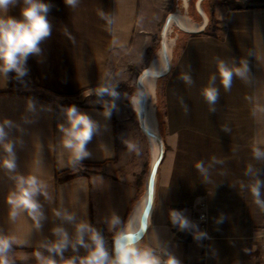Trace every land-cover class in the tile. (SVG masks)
Returning <instances> with one entry per match:
<instances>
[{"label":"crops","instance_id":"obj_1","mask_svg":"<svg viewBox=\"0 0 264 264\" xmlns=\"http://www.w3.org/2000/svg\"><path fill=\"white\" fill-rule=\"evenodd\" d=\"M168 1L78 0L69 7L64 0H44L52 5L51 35L41 43L40 54L29 56L25 76L10 73L0 79V124L11 121L5 130L16 164L14 170L0 164V235L13 242L11 264H46L49 258L59 264L62 257H85L93 244L91 232L83 234L88 248L79 243L81 223L102 235L111 255L114 238L140 193V176L134 179L128 173L121 149L127 134L122 104L119 90L110 88L130 83V66H148L170 13L161 5ZM21 7L22 0L6 14L19 18ZM219 19L215 31L185 35L163 80L166 155L152 226L143 243L157 254L167 251L179 264H260L264 203H255L251 188L259 179L264 201V156L253 155L255 147L264 151V0H230ZM221 61L229 68L247 66L243 77L233 76L227 90L218 72ZM210 86L218 90L211 104L203 94ZM106 88L109 92L98 94ZM9 89L19 93H4ZM71 105L98 126L87 144L90 156L80 163L108 166V171L63 175L73 164L62 147L59 125L66 124L64 109ZM106 110L110 115H104ZM6 156L0 146V160ZM17 175H34L42 185L36 197L39 226L22 209L15 220L10 218L7 198ZM173 211L188 222V244L176 239L183 229L173 224ZM202 212L205 221L199 218ZM114 217L120 221L115 226ZM58 228L69 239L62 257L46 248L61 239Z\"/></svg>","mask_w":264,"mask_h":264},{"label":"clouds","instance_id":"obj_2","mask_svg":"<svg viewBox=\"0 0 264 264\" xmlns=\"http://www.w3.org/2000/svg\"><path fill=\"white\" fill-rule=\"evenodd\" d=\"M20 0H0V79H7L10 73L23 77L27 74V60L31 55H38L41 52L40 45L51 35V23L48 20V13L52 5L45 3L44 0H22L23 7L20 10V17L7 15L9 6H15ZM69 7H75L78 0H64ZM247 71V66L241 64L240 67L229 68L223 61L218 63V72L221 83L227 90L230 88L233 76L243 77ZM184 79L189 81V77ZM215 80V77H212ZM190 82V81H189ZM109 92L107 88L98 92L103 94ZM204 96L211 104L218 99V90L215 87H207L204 89ZM114 96L115 93H112ZM66 124L59 125L62 133L61 144L64 150L70 155V163L75 165L80 163L84 158L90 156L87 150V144L91 141L93 135L97 131V123L86 113L81 112L75 105L68 106L64 109ZM105 116L110 115L108 110ZM6 126H11V121L5 120L0 124V146L6 152V158L0 160V164L8 170H14L15 154L13 144L7 140L8 133ZM129 149H133L135 145L129 144ZM253 155L256 158L264 156V151L259 147L253 149ZM197 169L203 171L202 164L196 165ZM15 190L11 192L7 198L8 204L11 206L10 218L15 220L18 215V209L27 211L28 214L37 222L39 226L40 205L36 200L37 195L43 190L39 179L34 175H17L15 178ZM261 181L255 180L252 185L251 192L257 205H261ZM71 220V216L66 217ZM173 224H178L181 229L188 226V222L178 211L171 213ZM120 223L118 218H113L111 224L113 226ZM77 231L81 238L79 243L85 248L83 234L91 232V241L93 247L88 254L79 260V264H179V261L167 251L162 250L157 254L156 250L150 246H141L140 241L133 240L129 233L123 230L117 232L114 242L112 255L105 248L104 239L101 234L86 223L77 226ZM55 233L61 237L59 241L50 246H46L49 253L63 256L64 251L69 244L68 235L63 229H55ZM13 242L6 236L0 235V264H11L8 259V253L12 251ZM37 259H41V253H35ZM166 257V259H162ZM46 264H56L55 259H47ZM65 264H75L74 259H69Z\"/></svg>","mask_w":264,"mask_h":264},{"label":"water","instance_id":"obj_3","mask_svg":"<svg viewBox=\"0 0 264 264\" xmlns=\"http://www.w3.org/2000/svg\"><path fill=\"white\" fill-rule=\"evenodd\" d=\"M204 1L197 0L195 5V9L201 17L200 21L192 17L189 0H183L181 8L178 5L174 11L167 15L161 29L160 46L148 66L137 76V93L131 97L132 109L137 115L140 129L148 141L150 162L145 177L144 190L133 204L121 230L129 233L133 240L140 241L141 246H144V238L152 226L160 167L166 155V142L158 115L159 82L172 71L180 34H202L208 29L210 17L203 7ZM176 29L177 31H175Z\"/></svg>","mask_w":264,"mask_h":264},{"label":"rangeland","instance_id":"obj_4","mask_svg":"<svg viewBox=\"0 0 264 264\" xmlns=\"http://www.w3.org/2000/svg\"><path fill=\"white\" fill-rule=\"evenodd\" d=\"M197 0H189L190 2V13L191 15L194 13L195 5H196ZM176 2H178L177 5ZM182 4L180 5L179 3ZM239 4H243V1H237ZM179 5V6H178ZM183 5V0H169L167 3L162 4L161 6L166 9L167 12H172L174 11L177 6L182 7ZM230 5V0H205L203 2V7L207 14L210 17V24L208 26L207 31H215L217 28H219V23H220V12L222 11L223 8L227 7ZM196 10V9H195ZM167 17V16H166ZM165 17V19H166ZM165 19L163 21V24L165 22ZM162 24V26H163ZM162 29V28H161ZM177 31V29L175 30ZM161 35V31H160ZM159 35V39H161V36ZM186 33H181L178 44L175 49V58L178 54L180 44L185 37ZM160 42L156 50L159 48ZM155 50V52H156ZM153 53V55L155 54ZM153 57V56H152ZM174 58V60H175ZM152 59V58H151ZM151 61V60H150ZM150 63V62H149ZM129 68V71L132 73L131 75V81L130 83L127 82H120L115 85H113L110 90H119L118 95L119 98L117 99L119 103L122 104L120 114L122 116V121H123V127L127 134L123 138L122 142V151L123 155H125V158L128 160V173L132 174L134 179L137 177H142L144 178V184H145V177L147 174V170L149 167V162H150V150H149V145L147 139L145 140V136H143L142 131L140 128L136 127V118L137 115L133 111L132 106H131V97L137 93V86L136 83H134L137 80V76L140 74V72L143 69H138L136 67ZM133 70V71H132ZM135 71H139V74H136ZM164 79H161L159 82V88H158V94H159V109H158V115L159 119L161 122V129H162V83ZM134 83L133 85H131ZM120 84H123L122 86L119 87ZM121 89V90H120ZM84 95L80 96L79 98H83ZM161 107V109H160ZM133 112L135 115H133ZM145 137V138H144ZM133 144L135 147L133 149H129L128 145ZM147 162V163H146ZM110 168L108 166H95V165H87V164H76L72 173L73 174H89L93 173L97 170H103V171H108ZM146 171L143 173L142 171ZM118 174H121L122 171H117ZM144 190V185L142 187V192ZM141 192V194H142ZM140 194V195H141ZM138 199V198H137ZM136 202V201H135ZM134 202V203H135ZM123 227V226H122ZM110 247V245H109ZM112 255V252H111ZM82 257H68V258H60L59 264H65V262L69 259H74L75 264H79V260Z\"/></svg>","mask_w":264,"mask_h":264},{"label":"trees","instance_id":"obj_5","mask_svg":"<svg viewBox=\"0 0 264 264\" xmlns=\"http://www.w3.org/2000/svg\"><path fill=\"white\" fill-rule=\"evenodd\" d=\"M133 71V70H132ZM135 73L136 74H139V71H135ZM123 84H120L119 85V87L120 86H122ZM4 93H19L18 91H15L14 89H9L8 91H6V92H4ZM160 109H161V107H160ZM77 164H82V163H77ZM76 165V164H75ZM75 165H72V167L68 170V171H66V172H64L63 173V175L65 176V177H67V178H69V177H72L73 176V173H72V171H73V169H74V167H75ZM76 175H78V174H76ZM144 178H142V177H140L139 179H138V186L140 187V193H139V195L137 196V198L140 196V194H141V192H142V187H143V185H144ZM137 198H136V200H137ZM132 208V207H131ZM131 210V209H130ZM130 212V211H129ZM176 239L178 240V241H181V242H184L185 244H188L189 242H190V240H191V230L190 229H183V230H181V231H179V232H177V234H176Z\"/></svg>","mask_w":264,"mask_h":264},{"label":"built area","instance_id":"obj_6","mask_svg":"<svg viewBox=\"0 0 264 264\" xmlns=\"http://www.w3.org/2000/svg\"><path fill=\"white\" fill-rule=\"evenodd\" d=\"M199 218L201 221H205L206 213L205 212L200 213ZM257 251L259 253L258 255L259 263L264 264V219L259 233V242H258Z\"/></svg>","mask_w":264,"mask_h":264},{"label":"flooded vegetation","instance_id":"obj_7","mask_svg":"<svg viewBox=\"0 0 264 264\" xmlns=\"http://www.w3.org/2000/svg\"><path fill=\"white\" fill-rule=\"evenodd\" d=\"M178 4V2H176V4L175 5H177ZM180 5L182 4V2L181 3H179ZM192 17L195 19V20H197V21H200L201 20V17L199 16V14H198V12L194 9V13L192 14Z\"/></svg>","mask_w":264,"mask_h":264}]
</instances>
